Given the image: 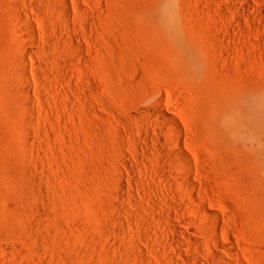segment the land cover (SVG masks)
<instances>
[{"label":"rangeland","instance_id":"374dc122","mask_svg":"<svg viewBox=\"0 0 264 264\" xmlns=\"http://www.w3.org/2000/svg\"><path fill=\"white\" fill-rule=\"evenodd\" d=\"M249 7L264 0H0V264H146L136 248L153 237L161 250L160 224L182 219L148 214L159 166L133 159L174 130L163 111L180 138L156 148L202 150L189 177L228 216L243 262L264 264V19ZM119 180L136 193L124 205Z\"/></svg>","mask_w":264,"mask_h":264},{"label":"bare ground","instance_id":"6f19581e","mask_svg":"<svg viewBox=\"0 0 264 264\" xmlns=\"http://www.w3.org/2000/svg\"><path fill=\"white\" fill-rule=\"evenodd\" d=\"M25 1H27V0H25ZM260 1H263V0H260ZM30 6H31V4H30ZM249 9H252L253 11H249ZM249 9L244 8V11H242V12H245V13H243V14L245 15L249 11L250 13L252 12V14L254 15L253 17H255V15H259V17L261 16V18L264 19V12L261 9H258L255 7H249ZM25 11H26V9H25ZM25 11H24L25 14L23 13L24 17H25L24 19H26L28 22V29L33 32L31 43H35L36 42V38L34 37L35 36V34H34L35 27L32 24L33 22H30V20H31V19H29L30 14L29 13L27 14L28 11L27 12H25ZM63 13L65 15L64 16L65 20L70 18V11L67 8L63 11ZM249 14L247 15V17H245L246 19L252 18V17H250L252 14L251 15H249ZM256 18H258V17L256 16ZM66 23H67V21H66ZM35 44H37V42ZM78 48L79 47H77V50H78ZM80 51H82V50H80ZM24 57L31 59L33 57V53L26 50V52L24 53ZM23 74H24L25 78L27 79L28 78L27 73L24 72ZM28 100H30V102L28 101L29 103H33V102H31L32 100L30 98ZM32 105H34V104H32ZM142 113H147V112H146V110H143ZM162 114L164 115L165 120L170 121V124L172 122L175 126L173 124H171L174 126V130L172 129L170 131V129H167L169 132H171L170 133L171 137H170V135L167 136V134L165 136V134H163L162 132H158V131L153 132V139L155 142L154 144L155 145L157 144L159 147H165L169 142H171V143H174V141L177 142V140L180 138V134L178 131L179 124L177 125V122L174 118L173 119L169 118L170 116H168V113L166 111H163ZM147 115H148V113H147ZM170 124H169V126H170ZM162 126H163V124H162ZM173 126H171V127L173 128ZM164 127H165V125H164ZM166 137L171 138L170 141ZM167 139L169 141L168 143H167ZM171 140H173V142ZM146 142H144V144H141L142 146H140L143 149H140L139 146L138 147L140 150H143L142 152L139 150L141 152V154L143 152L148 154L147 157H145L143 159L142 158L139 159L137 157V159L135 158L133 160L140 161L138 163L139 165H146L148 163L152 164V162L154 161L155 166H154V164H153V166L156 167L158 164L159 168L157 170H156V168H155V170L153 169L154 171L151 169L153 171V175H152V179L150 178L151 179V182L149 181L150 183H148V180H147V184H146L147 187L145 186V184L142 181H140V180L138 181V178H136V176H134V175H133V177L132 176L130 177V180L128 182L130 184L131 183L135 184L134 186H135V188H137L136 191L139 190L138 187L143 188V186H145L144 190H145V188L150 189V190H152L153 193L155 191V194L158 193V188H160L162 190V191H159L160 194L158 193L159 197H157L158 198L156 201L157 204L155 203L156 208L152 209V210L148 209L149 210L148 214H151V216L153 218L156 217V219H158V221L163 220V222H164L165 219L167 221V218H169V220H170L172 217L175 219H176V217H177V219H178V217H180L182 219V221L181 222L179 221V224H176L174 222L173 223L169 222L168 224H165V222H164V224L167 226H164V224H160L163 226V228L161 227L163 234H161L162 236L160 235L161 238L156 236V238L158 237L161 239V240L158 239L156 241V243L158 241H160V242H158L159 245H157L156 247L157 248L159 246L161 247V245H160V243H161L162 244L161 250L156 251L154 249H151V247L154 246L153 245L154 244L153 242H155L154 237L152 239L153 240L152 242H151V239H149V238H148V240L144 238L146 241L144 239H143L144 241H142L143 243H146L150 240V242L152 243V245L149 246L150 249L145 250L148 248L145 245H144L145 249H141L142 247L139 248L137 243H135L134 241L128 244L129 246L132 244L131 249L133 250V248H136V245H137L138 247L136 249H138L139 252L136 251V249H135V251L138 252L140 254V256H142L140 258L144 257L146 262H143V263H146V264L147 263H149V264H245L243 262L244 260L241 259L240 254L238 253V247H240V246L235 245V242H234L235 235H232L230 232V230L232 231V229H230L231 226H230L229 221L227 220L228 216H225L226 214H223L220 211L221 208L218 209L220 206L217 207V203L214 201V199H212L211 197L203 195L205 193V191H203V194H201L200 190L202 187L199 186V189H200L199 190L197 188L198 186H196L197 181L192 180L191 177H189L191 174H194V172H195L194 167L195 166L200 167V165L203 163V154L201 152L202 150H200L196 146H194L190 149H186V147L185 146L182 147L181 146L182 144L180 143L181 145L176 144V146H178L177 150L179 153H174V154L168 153L167 154L164 151L161 152L160 149H158L159 147L157 145H156V147H158V148L155 147L153 149L151 147L153 149V151L151 152L148 149L149 148L148 145L150 143H146ZM171 143H169V144H171ZM173 145H175V143ZM167 146L169 147L170 145H167ZM151 148H150V150H152ZM134 150H136V148H134ZM188 152H190V154ZM139 153H138V155H139ZM149 153L151 155H149ZM140 155H139V157H140ZM144 156H146V155H144ZM149 160H150V162H149ZM135 163H134V165H135ZM168 163H169V165H170V163L172 165H175V168H176V165L180 166V168L185 167L189 178L187 177V175L186 176L184 175V177H183V175L180 174V172L185 171V168H184V171H181L179 168L178 169L180 171L178 169H175L176 170L175 171V170H173L174 168L171 169L167 166ZM132 164L129 162L124 163L123 167H125V169L128 171L127 174L128 173L130 175L134 174L135 168H134V165H132ZM149 164L146 166L151 167L152 165L149 166ZM136 165H137V163H136ZM139 165H138V167H139ZM153 166H152V168H154ZM181 169L183 170V168H181ZM136 170H138V169H136ZM138 171L141 172V170H138ZM135 172L138 173L137 171H135ZM149 176H151V175L149 174ZM120 178L122 179V176ZM125 178H127V177L125 176ZM158 182H159V184H158ZM129 183L127 185H130ZM127 185H125V182L123 180H119V182L117 184L118 189L120 191V193L118 194V198L121 200V202L125 201L127 196H130V198H129L130 201L132 199L134 200V197H136V195H134V194H136L135 191L134 190L132 191L131 190L132 188H130V186H128L130 189L128 188V190H127V187H126ZM187 185H189L188 187H190V189L194 191L193 195H189L188 193L185 192ZM171 186H173L172 188H174V186H175V189H172ZM197 189L200 191V193L197 192L198 191ZM138 194H139V191H138ZM137 196H139V195H137ZM139 197H141V196H139ZM144 198H147V197L144 196ZM140 199H142V198H140ZM150 199H151V197H150ZM127 200H128V197H127ZM127 200L125 202H127ZM148 200H149V197H148ZM154 200H155V198H154ZM124 203L122 202L123 205H124ZM134 203H136V202H134ZM136 204H138V203H136ZM126 206H129V205H126ZM126 206H122L121 208H119V212L121 213V215L124 214V218H125V216L127 218V219L125 218L127 220V224H128V226H127V224L125 226V227H127L126 229L133 230L132 224H134V222H135L134 219L137 220L138 216H136V214L134 215V212H132ZM135 207H139V205H135ZM133 208H134V206H133ZM136 209L140 210V208L139 209L136 208ZM159 210L164 211L168 217L166 218V216L163 215L161 212H159ZM141 211H142V209H141ZM136 213L138 215L140 214V213H138V211ZM184 213L186 216L187 215L188 216L189 215H192V216L196 215V218L198 220L197 219L194 221L189 220L190 219L189 217H188L189 219L184 217L185 216ZM174 216H176V217H174ZM124 218H120L117 220V222L119 221L122 224L121 227L122 226L124 227V223H125V221H123V220H125ZM141 218H142V216H141ZM119 222H118V224H119ZM142 225L144 226L143 223H142ZM120 229H122V228H120ZM123 230H119V231H121L123 234L124 233ZM138 236H139V234H138ZM156 238H155V240H156ZM133 244H134V247H133ZM147 245H149V244H147ZM160 247H159V249H160ZM150 255L152 256L153 261L147 258V256L151 257Z\"/></svg>","mask_w":264,"mask_h":264}]
</instances>
